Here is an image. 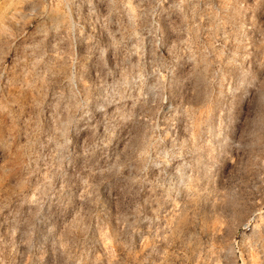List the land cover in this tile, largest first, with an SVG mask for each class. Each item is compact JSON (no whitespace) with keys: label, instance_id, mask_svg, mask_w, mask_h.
Returning a JSON list of instances; mask_svg holds the SVG:
<instances>
[{"label":"rangeland","instance_id":"obj_1","mask_svg":"<svg viewBox=\"0 0 264 264\" xmlns=\"http://www.w3.org/2000/svg\"><path fill=\"white\" fill-rule=\"evenodd\" d=\"M0 264H264V0H0Z\"/></svg>","mask_w":264,"mask_h":264}]
</instances>
